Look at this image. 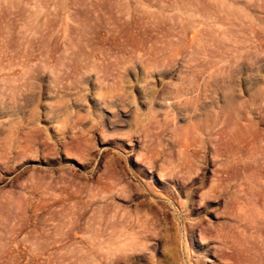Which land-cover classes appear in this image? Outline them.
Masks as SVG:
<instances>
[{"label": "rangeland", "instance_id": "374dc122", "mask_svg": "<svg viewBox=\"0 0 264 264\" xmlns=\"http://www.w3.org/2000/svg\"><path fill=\"white\" fill-rule=\"evenodd\" d=\"M245 263L264 0H0V264Z\"/></svg>", "mask_w": 264, "mask_h": 264}, {"label": "bare ground", "instance_id": "6f19581e", "mask_svg": "<svg viewBox=\"0 0 264 264\" xmlns=\"http://www.w3.org/2000/svg\"><path fill=\"white\" fill-rule=\"evenodd\" d=\"M228 132H230V131H228ZM225 134V133H224ZM226 135V134H225ZM228 135V138L226 139L227 140V142H229L230 140H231V134H227ZM216 152H218V150L216 151ZM219 154H220V152H219ZM222 155V154H221ZM190 156L188 155V158H189ZM219 157H220V155H219ZM194 157H192V159H193ZM192 159H191V161H192ZM195 159V158H194ZM143 160V159H142ZM149 160V159H148ZM147 160V161H148ZM146 161V162H147ZM151 160H149V162H150ZM195 161V160H194ZM151 163V162H150ZM149 163V164H150ZM186 164L188 163V161L187 162H185ZM194 163V162H193ZM182 164H184V163H182ZM189 164V163H188ZM187 164V165H188ZM184 166H186V165H184ZM180 167H181V165H180ZM192 167V166H191ZM179 169H181V171L183 170V169H185V168H179ZM178 168H177V170H179ZM192 170V169H191ZM173 172V171H172ZM174 172H176V171H174ZM187 173V172H186ZM168 174V173H167ZM170 174V173H169ZM174 174V173H173ZM189 174H190V172H189ZM171 175V174H170ZM170 175H168V176H170ZM186 175V174H185ZM184 175V176H185ZM171 178H172V176H170ZM185 178V177H184ZM177 179V178H176ZM166 180V179H165ZM182 180V179H181ZM176 181V180H175ZM185 181V180H184ZM213 183H214V186H213V188H211L210 189V192H209V194L210 195H212V193H213V191H214V187L215 186H217V184H218V182H217V179H214L213 180ZM91 195V194H90ZM96 212H94V214H95ZM140 222H142L143 223V225L145 224V225H147L148 224V218L147 219H145V220H139ZM121 225V224H120ZM113 229V228H112ZM123 229V228H122ZM126 229V228H125ZM75 229L74 228H72V229H69L67 232H65L63 235H69L70 233H73V231H74ZM115 230V229H114ZM113 232H115V231H113ZM88 233V232H87ZM128 233V232H127ZM115 234H117V233H115ZM109 236H111V235H109ZM114 236V235H113ZM111 238V237H110ZM125 241V240H124ZM112 245V244H111ZM117 246V245H116ZM107 247V246H106ZM115 247V246H114ZM112 249V248H111ZM108 250V249H107ZM110 252V251H109ZM246 264V263H245Z\"/></svg>", "mask_w": 264, "mask_h": 264}]
</instances>
